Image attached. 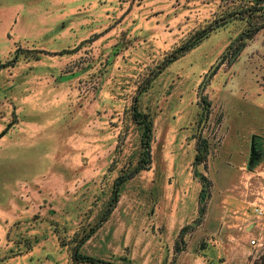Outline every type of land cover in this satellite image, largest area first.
Returning a JSON list of instances; mask_svg holds the SVG:
<instances>
[{
  "label": "rangeland",
  "instance_id": "1",
  "mask_svg": "<svg viewBox=\"0 0 264 264\" xmlns=\"http://www.w3.org/2000/svg\"><path fill=\"white\" fill-rule=\"evenodd\" d=\"M240 1L0 0V264H264V29L240 38ZM134 98L149 168L101 222L144 158Z\"/></svg>",
  "mask_w": 264,
  "mask_h": 264
},
{
  "label": "trees",
  "instance_id": "2",
  "mask_svg": "<svg viewBox=\"0 0 264 264\" xmlns=\"http://www.w3.org/2000/svg\"><path fill=\"white\" fill-rule=\"evenodd\" d=\"M244 1L241 0L239 3H233L230 8L227 7V13L225 14V18L228 20L227 22L231 20H240L244 21L246 23V29L241 34L240 38L244 41L251 40L258 32L264 29V0H254V3L251 1H246V3H243ZM259 14L257 17L256 15ZM224 25V23L222 24ZM213 29H205L201 32L195 34L193 37H191L189 40L181 44L178 48L173 50L170 55L163 61L160 70L167 67L169 64L177 61L181 57L185 56L188 52L193 50L195 47H197L200 42L206 38ZM130 114L136 123L142 125L144 127V131L141 138L142 148L144 152V158L141 159V161L138 163V165L127 174H123L119 176L115 182L114 187L112 191V197L108 206V209L106 210L103 219L101 222H105L108 220L110 214L114 210L120 194L121 186L128 180H131L136 176L140 171L148 170V165L150 164V144L152 140V122L150 118L142 114L138 111L137 108V99L134 98V103L131 105L130 108ZM206 146L200 148L198 153L195 156V163L194 165L197 166L199 164H205L206 162ZM200 152H202V157L200 156ZM207 186V180L203 177L202 178V187L206 188ZM86 239H84L85 241ZM80 242V244H83V242ZM72 260L74 264H111L107 263L101 260H98L93 257L84 256L79 253L78 248H75L73 250L72 254Z\"/></svg>",
  "mask_w": 264,
  "mask_h": 264
},
{
  "label": "water",
  "instance_id": "3",
  "mask_svg": "<svg viewBox=\"0 0 264 264\" xmlns=\"http://www.w3.org/2000/svg\"><path fill=\"white\" fill-rule=\"evenodd\" d=\"M220 61H221V58L218 59V61L215 63V65L211 68L210 72H209L208 75H207V78L210 77L212 71L215 70V68L219 65ZM203 90H204V85L201 87V93L203 92Z\"/></svg>",
  "mask_w": 264,
  "mask_h": 264
},
{
  "label": "built area",
  "instance_id": "4",
  "mask_svg": "<svg viewBox=\"0 0 264 264\" xmlns=\"http://www.w3.org/2000/svg\"><path fill=\"white\" fill-rule=\"evenodd\" d=\"M251 244H252V245H255V241H254V240H253V241H251Z\"/></svg>",
  "mask_w": 264,
  "mask_h": 264
}]
</instances>
